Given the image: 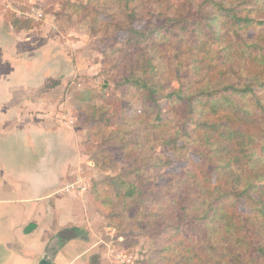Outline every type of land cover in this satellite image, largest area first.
Here are the masks:
<instances>
[{"label": "trees", "instance_id": "16d2710c", "mask_svg": "<svg viewBox=\"0 0 264 264\" xmlns=\"http://www.w3.org/2000/svg\"><path fill=\"white\" fill-rule=\"evenodd\" d=\"M124 1L125 18L109 23L124 32H111L123 92L106 96L94 115L114 127L112 139L126 130L116 118L132 123L158 110L149 127L173 154L162 165L182 163L161 175L166 183L146 204L150 264H264V0ZM8 15L17 29L37 26ZM135 136L137 149L152 142ZM144 183L125 195L143 198Z\"/></svg>", "mask_w": 264, "mask_h": 264}, {"label": "crops", "instance_id": "0c3cea01", "mask_svg": "<svg viewBox=\"0 0 264 264\" xmlns=\"http://www.w3.org/2000/svg\"><path fill=\"white\" fill-rule=\"evenodd\" d=\"M41 1L0 0V264H43L50 251L51 264H92L95 244L80 232L87 195L66 188L95 166L70 109L76 96L64 94L81 66L49 25L35 34L8 15L11 3Z\"/></svg>", "mask_w": 264, "mask_h": 264}, {"label": "rangeland", "instance_id": "374dc122", "mask_svg": "<svg viewBox=\"0 0 264 264\" xmlns=\"http://www.w3.org/2000/svg\"><path fill=\"white\" fill-rule=\"evenodd\" d=\"M125 5L124 0H43L37 3V7H41L46 16L39 22L32 19L37 24L33 33L42 34L43 30L46 31L45 26L49 25L51 35L59 32V46L81 66V71L68 79L71 86L64 92L65 95L71 92L76 96L74 107L70 109L81 127L88 129V135L91 133L85 152L95 163L94 167H85L81 173L87 186L84 210L89 215L84 217L80 232L89 237L90 245L95 244L93 250L98 258H102V264H150L155 251L153 236L150 235L149 224L141 225L144 214L148 212L146 204L155 199L154 186L166 183L161 175L178 172L182 163L177 161L168 168L162 165L173 154L154 141L158 134L150 129L149 123L156 121L158 110L144 114L141 100L137 112L144 114V118L132 123L126 116L116 118V126H123L126 130L118 131L112 139L107 131H113L114 127L104 128L98 124L101 114L94 115V108L102 107L106 96L112 92L118 95L123 92V87L117 86V82L124 78L123 74L113 71L115 55L112 53L111 32L118 36H124V32L123 29L113 31L109 23L125 18ZM16 6L21 9L20 6L27 5L17 3ZM49 13L53 16H47ZM96 17L108 24L99 27ZM154 81L160 80L155 78ZM161 115L165 117L166 111ZM137 130H140V140L146 143L151 139V144L146 143L138 149L130 145L136 139ZM158 152L163 156L157 157ZM147 162L159 167L144 169ZM138 167H141L139 173L136 172ZM143 182L146 184L143 198L140 194L125 195L130 184L141 187Z\"/></svg>", "mask_w": 264, "mask_h": 264}, {"label": "built area", "instance_id": "2783aa9c", "mask_svg": "<svg viewBox=\"0 0 264 264\" xmlns=\"http://www.w3.org/2000/svg\"><path fill=\"white\" fill-rule=\"evenodd\" d=\"M9 8L14 10L19 16H25L27 18L33 19L37 22L42 21L45 18L44 11L35 5L29 6L27 9H19L18 6L13 3L9 4ZM66 188L71 191L84 192L87 190L85 177L83 174L75 176V179L68 183Z\"/></svg>", "mask_w": 264, "mask_h": 264}, {"label": "water", "instance_id": "95a60500", "mask_svg": "<svg viewBox=\"0 0 264 264\" xmlns=\"http://www.w3.org/2000/svg\"><path fill=\"white\" fill-rule=\"evenodd\" d=\"M58 241H59V239H57V243H58ZM53 246L57 247V244H55ZM48 257H49L48 260L45 261L43 264H51V259L53 257V251H50L48 253ZM92 264H99V258H98V256H95L94 257V260H93Z\"/></svg>", "mask_w": 264, "mask_h": 264}]
</instances>
